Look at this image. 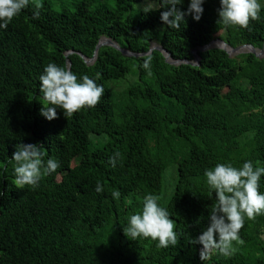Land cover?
<instances>
[{"label":"trees","instance_id":"1","mask_svg":"<svg viewBox=\"0 0 264 264\" xmlns=\"http://www.w3.org/2000/svg\"><path fill=\"white\" fill-rule=\"evenodd\" d=\"M113 1V8L79 0L54 10L43 0L34 19L36 3L29 0L0 30V264H202L201 245L189 240L206 228L215 202L205 169L218 162L241 167L246 160L264 167V56H229L212 47L197 52L199 65H171L152 50L148 76L138 67L144 55L103 45L87 64L76 53L92 57L101 36L138 53L154 40L171 57L188 60L191 48L215 38L260 48L264 0H258L260 19L247 28H225L217 22L219 0H204L200 20L186 16L179 29L160 21L166 9L145 14L133 9L143 0ZM67 60L69 70L95 79L104 94L93 108L67 118L57 109L46 120L39 114L45 104L39 75L47 63ZM21 143H39L45 158L60 163L34 190L14 183L10 159ZM114 152L120 158L111 167ZM97 181L101 193L94 190ZM258 191L264 192V176ZM146 194L157 196L175 221L176 246L125 237L126 217L141 210ZM239 236L230 256L213 252L204 264H264V214L245 218Z\"/></svg>","mask_w":264,"mask_h":264},{"label":"clouds","instance_id":"2","mask_svg":"<svg viewBox=\"0 0 264 264\" xmlns=\"http://www.w3.org/2000/svg\"><path fill=\"white\" fill-rule=\"evenodd\" d=\"M183 0H144L141 5L143 13L157 9L160 11V21L171 29H179L185 23V17L191 15L193 21H199L203 13L204 0H188L187 8L181 11L177 5ZM29 5V0H0V30L6 29L12 19L22 9ZM40 3H36L32 16L38 19ZM261 4L258 0H219L217 9L218 23L225 28L238 26L247 28L249 21L260 19ZM152 60L150 53H145L138 67L152 75ZM39 91L45 104L39 114L46 120L55 119L57 109L62 110L65 118L84 108H93L104 94V87L88 75L77 77L67 65L58 66L49 62L39 75ZM39 143L16 145L11 161L15 162L13 174L16 188L31 189L39 187L45 178L60 167L54 157L45 158ZM120 158L119 152L108 157V165L116 167ZM209 188V197L215 193L214 203L208 211V223L204 230L189 243L201 245L199 259L202 264L213 252L230 256L234 252L233 242L241 243L239 230L243 227L245 218L254 219L264 214V192H259V181L264 176V167L253 166L252 161H244L241 167H234L231 162L216 163L214 167L205 169L203 173ZM95 192L101 193L103 188L96 182ZM114 199L120 197V192H111ZM175 221L170 219L167 208L158 203V197L146 194L142 198V207L138 213L126 217L123 228L125 237L135 241L137 238H148L156 242L157 248L176 246L177 232Z\"/></svg>","mask_w":264,"mask_h":264},{"label":"water","instance_id":"3","mask_svg":"<svg viewBox=\"0 0 264 264\" xmlns=\"http://www.w3.org/2000/svg\"><path fill=\"white\" fill-rule=\"evenodd\" d=\"M152 43L153 41L150 43L147 51L143 53H138V52L130 51L127 48L121 47L116 41L108 37L101 36L96 43L92 57L87 58L80 52H76V53L83 59L85 63L90 64L96 58L98 48L103 45L111 46L114 49L120 51L121 54L126 55V56H133V57H140V56H143L145 53H150L152 50H158L163 55L164 62L171 64V65H179L182 63L191 64V65H199V55L197 52L198 51L204 52L212 47H217L219 49L224 50L229 56H232L233 54L240 53V52H250L257 57H263L264 55V42L260 48L253 47L250 44H241L236 47H231L222 39L215 38L204 45L191 48L190 53L192 54V59L188 60L185 58H173L171 57L170 52H168L165 48H163L159 43H155V42H154L155 44H152ZM73 52H74L73 50H69L65 52V55L67 56L68 54H71ZM66 64L67 66H69L70 62L67 60Z\"/></svg>","mask_w":264,"mask_h":264},{"label":"rangeland","instance_id":"4","mask_svg":"<svg viewBox=\"0 0 264 264\" xmlns=\"http://www.w3.org/2000/svg\"><path fill=\"white\" fill-rule=\"evenodd\" d=\"M34 3H40L41 1L43 0H32ZM48 2H50L51 4V7L54 9V10H59L61 7H66V8H72L74 3L79 1V0H47ZM93 3H100V4H104L110 8H113L114 7V1L113 0H91ZM144 3V0L139 2V3H136L133 7L134 11L139 9L141 7V5ZM157 30L159 33H161L162 31V24H159L157 26ZM158 43L157 41H154L153 40V43L152 44H155V43ZM264 56V55H263ZM167 178H166V175L164 176V179H163V183L164 185L167 183ZM172 185L171 187L173 186V180H170Z\"/></svg>","mask_w":264,"mask_h":264},{"label":"bare ground","instance_id":"5","mask_svg":"<svg viewBox=\"0 0 264 264\" xmlns=\"http://www.w3.org/2000/svg\"><path fill=\"white\" fill-rule=\"evenodd\" d=\"M1 98V97H0Z\"/></svg>","mask_w":264,"mask_h":264}]
</instances>
